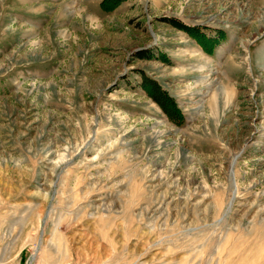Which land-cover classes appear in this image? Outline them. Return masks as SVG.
<instances>
[{
  "label": "rangeland",
  "instance_id": "374dc122",
  "mask_svg": "<svg viewBox=\"0 0 264 264\" xmlns=\"http://www.w3.org/2000/svg\"><path fill=\"white\" fill-rule=\"evenodd\" d=\"M0 264H264V0H0Z\"/></svg>",
  "mask_w": 264,
  "mask_h": 264
}]
</instances>
